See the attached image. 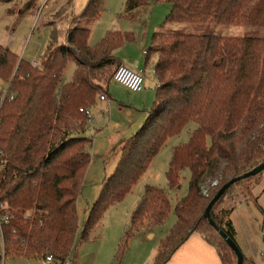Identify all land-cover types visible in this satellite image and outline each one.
Here are the masks:
<instances>
[{"label": "trees", "instance_id": "1", "mask_svg": "<svg viewBox=\"0 0 264 264\" xmlns=\"http://www.w3.org/2000/svg\"><path fill=\"white\" fill-rule=\"evenodd\" d=\"M157 4L171 6L165 25L264 28V0H127L125 15L135 19ZM104 5L105 0H88L79 21L99 18ZM89 36V29L75 25L66 34V46L52 38L39 67L0 45V79L7 84L4 94L0 90V205L13 217L5 229L6 258L45 261L52 256L53 263L64 264L79 239L89 241L106 212L132 191L168 140L192 125L188 141L173 148L166 173L169 187L177 188L189 170L188 194L174 208L176 222L155 264H166L194 234L217 250L222 264H236L234 252L203 215L224 185L264 162V39L174 33L152 37L146 62L156 71V101L144 126L122 142L119 165L81 229L77 201L92 145L84 136L89 124L85 111L95 106L97 96L106 98L105 85L113 76L106 80L100 73L116 71L121 65L117 49L125 38L135 40L130 33L109 32L90 47ZM70 59L76 63L75 77L63 83ZM261 175L232 186L212 210L213 221L234 242L235 208L219 206L225 198L235 204L237 198L229 196L233 189L246 183L238 196L252 191ZM171 210L165 192L146 187L116 258L125 254L140 227L150 231L163 226ZM244 264L254 262L244 257Z\"/></svg>", "mask_w": 264, "mask_h": 264}, {"label": "rangeland", "instance_id": "2", "mask_svg": "<svg viewBox=\"0 0 264 264\" xmlns=\"http://www.w3.org/2000/svg\"><path fill=\"white\" fill-rule=\"evenodd\" d=\"M126 2L127 0H105L104 10L99 18L83 21H79V18L87 6L88 0H13L8 4L2 3L0 4V45L26 62H40L52 38H56L58 46H66L68 30L77 25L90 30V47L100 44L109 32L130 33L135 41L125 38L124 44L117 49L115 56L119 60L132 57L143 64L146 58L143 55V50L148 51L155 34L174 33L264 39V28L210 24L165 25L164 23L171 13V6L168 4L152 5L142 9L140 15L135 19H129L125 15ZM31 3H34L35 6ZM28 4L32 7L26 10ZM76 18L77 20H75ZM75 71L76 63L70 59L63 74V83L72 82ZM109 71H111L110 75ZM114 71L115 68H112L100 74H105L106 80H111ZM105 77L102 79V84L105 82ZM157 84L156 77L154 79L148 77L144 85V92L135 94L111 80L105 85L107 99L102 101L100 96H97L95 106L90 109L91 120H89L84 136L92 142L91 162L84 174L81 194L77 201L81 229L88 217L89 209L97 201L105 182L114 174L119 165L122 142L129 140L144 126L148 113L156 101ZM6 87L7 84L0 79L1 92ZM194 127L189 126L179 136L168 140L167 145L158 153L148 171L132 191L122 202L112 206L106 212L102 223L94 230L95 232H92L90 242L84 243L79 239L75 249L84 243L81 247L82 264H91V255L98 249L99 241L94 240L97 230L101 229L110 234L119 221L130 220L146 187L162 190L167 194L171 203V213L163 226L152 228L150 231L145 226L139 228V230H145L144 232L149 233L150 236H154L152 240L159 247L160 240L168 235L176 222L174 208L177 202L188 194L191 179L190 171L185 170L180 186L169 187L166 173L171 161L172 150L175 146L188 141V132ZM261 174L260 178L255 180L259 181L258 186L252 191H246L245 195L238 196V191L246 186V183H243V186L235 187L229 195L237 199L244 197L241 200L246 199V202H250L249 205L242 207V212L234 214L236 216V232L240 238V241H237V246L245 258L251 259L257 264L264 262V213L262 212L264 211V172ZM210 183V177L206 178L202 185L203 190H208ZM257 193L260 195L259 199ZM225 199L219 209L227 210L233 206L226 205L225 202L228 200ZM237 199L235 204L238 202ZM207 235L217 239L213 231L208 230ZM6 264L43 263L40 260L8 257ZM103 264H107V260H104Z\"/></svg>", "mask_w": 264, "mask_h": 264}, {"label": "crops", "instance_id": "3", "mask_svg": "<svg viewBox=\"0 0 264 264\" xmlns=\"http://www.w3.org/2000/svg\"><path fill=\"white\" fill-rule=\"evenodd\" d=\"M145 52H147L146 49L143 50V55L147 58V54H145ZM146 58L143 64H140L136 59L132 57H128L125 59L123 58V60L120 59L119 61L121 64H124L133 69H146V79L148 77L154 79V75L151 73L150 67H147ZM144 90L142 91V93L144 92ZM258 183L259 181L255 182L252 187V190L258 186ZM257 197L258 199L260 198V195H258V193ZM225 204L230 206L233 205L235 208L232 214V220L234 223L233 225L235 231H237L235 222L236 216L234 214H237V212H242V207L244 205H249L250 202L248 203L244 200H241L238 201L237 204H232L231 201H226ZM129 221L130 220H123L122 222L119 221L112 233L110 234L107 231H102L101 229V231L99 229V231L97 230V232L95 233L94 240H96L97 242L99 241L98 249H96L95 252L91 255V264H103L104 260H107V264H155L157 254L160 250L162 241L165 238L160 240L158 247V245H156V243H154V241L152 240L154 236H150L149 233L144 232L145 230H138L129 242L125 254L119 259L116 258L120 241L123 237L125 230L129 225ZM90 240L87 242H90ZM237 241H240V238L236 232V242ZM84 243L78 246V249H75L70 258L64 264H82L81 247ZM253 262L254 264H257L255 261ZM42 263L55 264L47 263L46 261H42ZM166 264H222V262L217 253V250L210 244H208L201 235L194 234L175 252V254ZM258 264H264V262H259Z\"/></svg>", "mask_w": 264, "mask_h": 264}, {"label": "built area", "instance_id": "4", "mask_svg": "<svg viewBox=\"0 0 264 264\" xmlns=\"http://www.w3.org/2000/svg\"><path fill=\"white\" fill-rule=\"evenodd\" d=\"M147 54V52H145ZM33 67H39V62H32ZM151 73L156 77L155 69H150ZM146 80V69H132L124 64H121L115 71L113 75V81L116 84L124 87L132 93H141L145 88ZM5 89L2 91L4 94ZM100 100H105V97L102 95ZM83 112V110H81ZM88 119L91 120L90 110L85 111ZM12 215L6 205H0V264H6V234L5 229L11 226ZM47 263H53L52 256H48L45 260Z\"/></svg>", "mask_w": 264, "mask_h": 264}, {"label": "water", "instance_id": "5", "mask_svg": "<svg viewBox=\"0 0 264 264\" xmlns=\"http://www.w3.org/2000/svg\"><path fill=\"white\" fill-rule=\"evenodd\" d=\"M264 172V162H262L261 164H259L258 166H256L255 168H253L252 170L248 171L247 173L232 179L231 181H229L226 185H224L218 192L217 194L213 197V199L210 201V203L208 204L203 218L206 219L210 226L213 227L215 229V231L217 232V234L219 235V237L225 242V244L229 247V249H231L234 254L236 255L237 258V263L236 264H244V255L242 254L241 250L239 249V247L237 246V243L234 242L231 238H229V236L223 232L217 225L216 223L213 221L212 219V210L214 208V206L218 203V201L226 195L227 191L234 185L243 182L247 179L250 178H254L258 175H260L261 173Z\"/></svg>", "mask_w": 264, "mask_h": 264}]
</instances>
